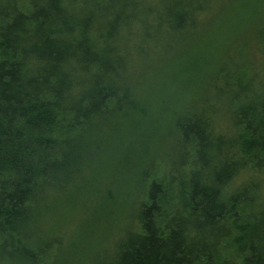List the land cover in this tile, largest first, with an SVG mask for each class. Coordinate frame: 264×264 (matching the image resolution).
<instances>
[{
	"label": "trees",
	"instance_id": "obj_1",
	"mask_svg": "<svg viewBox=\"0 0 264 264\" xmlns=\"http://www.w3.org/2000/svg\"><path fill=\"white\" fill-rule=\"evenodd\" d=\"M136 180L84 262L264 264V0H0V264H78L40 219L107 225Z\"/></svg>",
	"mask_w": 264,
	"mask_h": 264
},
{
	"label": "rangeland",
	"instance_id": "obj_2",
	"mask_svg": "<svg viewBox=\"0 0 264 264\" xmlns=\"http://www.w3.org/2000/svg\"><path fill=\"white\" fill-rule=\"evenodd\" d=\"M242 40H244V39H241L240 41H242ZM247 43H249V42H247ZM247 43H246V41L244 42V44H247ZM237 46H239V45H237ZM250 52L251 51H249V49L246 47V49L242 53L243 54L242 55L243 61H237V62H239L240 65L237 67V69L235 71L233 70L235 73H240V74L244 73V70L249 71L250 69H252V67H255L259 64V62L257 63V61H246V59H248L252 56V53H250ZM150 59L148 58V60H150ZM144 61H146V60H144ZM218 67H220V66H218ZM224 67L226 68V71L230 70V68L228 66L225 65ZM257 67H259V66H257ZM166 124H170L167 127V130L165 131L166 135H168V137L171 135V137L173 138V136H175V134L173 135L174 127L171 125L172 122L168 121ZM168 137H166V136L164 137V135H163V137L159 138V140L156 139V145L155 146L158 145V147L153 148L151 153L149 154L150 155L149 156L150 162L155 161L157 166H160L159 165L160 161L158 159H160L161 157L159 155H160V152H163V150L165 149L162 146H163L166 138H168ZM158 141H161L162 143H160ZM139 180H136V182L133 185H131L132 187H130V186L128 187L130 189L128 192V196H130V197L124 199L121 202V207H120V203H119L120 208L117 209V211H115L111 215L112 217L110 216L113 219L111 223H107V225H104V222L101 224H96L95 219L92 218L93 216H83L84 212L79 210L80 213H78L79 211H76L77 208L81 207V204L78 205V207H72L71 204H69V205H67L66 209H64L63 212H60V214L58 213V216H52L53 221H51V222L49 221V223H47V219H46V222H45V218L42 217V219H40V221L43 223V225H45L44 226L45 228L47 226H49L48 231L45 235H50V233H48L49 229L53 228V231L56 230L58 233L63 234L65 239L70 240V237L78 231L79 236H81L82 239H80L78 241L80 244L74 245V248H72V249H74V250L76 249V251H78L79 249H83L84 246L86 248L85 253L82 254V257H81V255L79 256L78 264L79 263H83V264L91 263L90 260L88 262H84V260L88 259L90 255L101 256L103 254V251H105V249L108 248V244L111 241L112 237L117 235L119 230L123 229V227L125 226L124 222L127 223L126 221L127 220L129 221V217L133 215L132 196L134 199V197H136V195H137L135 190H137L140 187L141 181H139ZM105 188H108V186H105ZM89 206H91L90 202H89ZM85 211H86V208H85ZM127 216H129V217L127 218ZM91 218H92V220H91ZM125 218H126V220H125ZM94 223L96 226L92 230L93 231L92 238L96 237V243L94 242V239H92L91 241L93 243L91 242L90 244H88V240L90 238H86V242H85L83 240V239H85L84 237H86V236H84V234L86 235L88 233L87 232L88 228L90 229L91 226L93 227ZM71 225H73V226L70 227ZM81 225L85 226V230L82 233L83 235L80 233L79 229L77 230V228L80 227ZM81 242H83L84 245H82ZM74 253H76V252H74Z\"/></svg>",
	"mask_w": 264,
	"mask_h": 264
}]
</instances>
